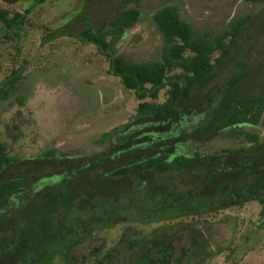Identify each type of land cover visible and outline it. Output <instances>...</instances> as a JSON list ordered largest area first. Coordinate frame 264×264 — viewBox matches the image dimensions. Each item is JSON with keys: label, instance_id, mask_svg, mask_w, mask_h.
I'll return each mask as SVG.
<instances>
[{"label": "rangeland", "instance_id": "rangeland-1", "mask_svg": "<svg viewBox=\"0 0 264 264\" xmlns=\"http://www.w3.org/2000/svg\"><path fill=\"white\" fill-rule=\"evenodd\" d=\"M137 4L140 18L116 44V50L118 55L140 63L158 61L162 57L164 37L153 16L166 6H177L181 18L195 31L212 35L222 34L234 20H248L230 54L216 64L212 81L194 90L188 107L190 113L179 116L181 120L174 117L165 122L166 131L186 130L183 135H188L200 126L205 114L199 113L197 107H205L208 113L209 97L233 74L245 75L240 87L244 95L264 92V3L252 0H139L138 3L135 0H48L37 5L27 0L11 6L0 1V12L8 11L9 17L31 10L20 30L6 28L0 19V85L13 71L21 70L23 76L12 97L0 102V142L5 146L6 156L35 159L53 150L57 156L73 159L92 157L111 147L126 144L135 147L141 140H154L168 134L159 130L161 124L152 117L138 119L139 101L135 93L125 89L120 79L111 73L108 58L100 54L95 45L77 38L83 29L89 26L97 29ZM167 97L168 88L161 90L156 100H147L162 104ZM239 129L264 138L263 125H241ZM127 132L133 133L130 140L121 138ZM247 144L245 136L219 135L205 142L190 143L191 147H186L184 153L215 154ZM145 155L146 152L123 155L110 168L140 160ZM23 168L9 165L0 173V182L24 176L27 169ZM53 170L46 166L36 173L27 172L29 192L14 194L0 207L11 212L16 203L27 201L32 190L62 184V177L53 174ZM48 174L52 176L47 177ZM86 181L94 185L96 176L77 178L73 184L79 189L89 187ZM262 210L261 204L252 201L244 207L197 217L193 227L185 228L199 232L203 244L198 253L192 250L188 231L175 227L180 229V239L173 241V258L183 255L182 264H264ZM137 213L135 209L123 212L115 227L96 232L73 252L75 263L131 264L139 258L142 241H150L156 231L162 229L163 222L140 223ZM48 225L40 223L38 228L47 232ZM164 226L172 227L171 224ZM55 264H65L64 257L58 255Z\"/></svg>", "mask_w": 264, "mask_h": 264}, {"label": "trees", "instance_id": "trees-1", "mask_svg": "<svg viewBox=\"0 0 264 264\" xmlns=\"http://www.w3.org/2000/svg\"><path fill=\"white\" fill-rule=\"evenodd\" d=\"M0 1L15 6L27 0ZM47 1L33 0L37 5ZM252 1L264 3V0ZM30 14L31 10L26 9L9 17L5 10L0 12V19L6 28L20 30ZM139 18L137 4L97 29L90 26L83 29L77 38L95 45L108 58L111 73L125 89L135 93L139 101L138 119L152 117L161 124L159 130L166 131L165 122L190 113L188 107L194 90L212 81L216 64L230 54L248 20H234L222 34L212 35L195 31L181 18L177 6H166L153 16L164 37L162 57L140 63L118 55L116 50V44ZM22 77L21 70H16L3 81L0 102L12 97ZM244 80L243 73L233 74L209 97L208 113L205 107L198 106L199 113L205 114L204 122L188 135H183L186 130L174 133L172 129L154 140H141L144 146L140 142L135 147L126 144L77 159L57 156L49 150L35 159L21 160L6 156L5 146L0 142V173L9 165L27 169L22 177L0 182V206L20 191L27 194L25 190L30 183V177L25 176L27 172L36 173L48 166L54 168L53 174L62 177V184L32 190L27 201L16 203L11 212L0 207V264H55L58 255L64 257L65 264H76L73 252L96 232L115 227L122 213L131 209L138 212L140 223L163 222L162 229L150 241H142L140 257L131 264H182L183 255L173 258V241L180 239V229L175 227H193L199 216L244 207L252 201L263 206L264 216V138L239 129L241 125L264 126V92L244 95L240 91ZM166 88L168 97L164 103L147 100H156ZM219 135L245 136L249 144L215 154L184 153L186 147H191L190 143L205 142ZM132 136L133 133L127 132L121 138L130 140ZM178 150L183 152L177 153ZM134 152H146V155L110 168L123 155ZM92 175L96 176L94 185L86 181L89 187L79 189L73 184L77 178ZM34 204L35 209H30ZM31 212H34L32 216ZM40 223L49 224L47 232L40 231ZM165 224L172 227H163ZM188 239L194 253H198L203 244L199 232L188 231Z\"/></svg>", "mask_w": 264, "mask_h": 264}]
</instances>
